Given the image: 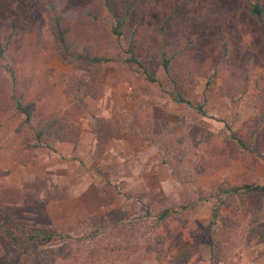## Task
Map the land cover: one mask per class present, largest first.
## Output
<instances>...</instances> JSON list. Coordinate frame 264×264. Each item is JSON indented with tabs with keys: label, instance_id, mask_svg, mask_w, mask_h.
<instances>
[{
	"label": "rangeland",
	"instance_id": "rangeland-1",
	"mask_svg": "<svg viewBox=\"0 0 264 264\" xmlns=\"http://www.w3.org/2000/svg\"><path fill=\"white\" fill-rule=\"evenodd\" d=\"M109 1L123 18L118 35L103 0H0V40L8 38L0 56V221L19 234L70 236L34 244L21 262L0 237V264H165V244L153 242L163 207L169 230L193 248L186 264H264V194H226L208 224L217 186L264 184V46L246 1L139 0L128 12L130 0ZM53 12L77 42L113 57L97 77L60 59L47 23ZM173 81L205 116L171 100ZM11 94L33 100L39 121L66 118L74 137L84 128L79 143L24 147L28 133ZM224 125L259 153L242 152Z\"/></svg>",
	"mask_w": 264,
	"mask_h": 264
},
{
	"label": "trees",
	"instance_id": "trees-1",
	"mask_svg": "<svg viewBox=\"0 0 264 264\" xmlns=\"http://www.w3.org/2000/svg\"><path fill=\"white\" fill-rule=\"evenodd\" d=\"M139 0H130L127 6V12L131 7L138 3ZM246 1V11L248 15L255 21L257 26L260 42L264 46V0H245ZM103 4L109 15H113L114 24L110 26L113 33L118 35L120 33L119 27L123 24L122 20H119L114 14V9L109 0H103ZM47 23L50 28V32L53 35L56 49L60 59L71 65L72 67H81L87 69L90 72V79L97 77L103 69L105 63L110 61L113 57L104 53H100L96 47L90 42H77L72 26L66 20L65 16L60 13H51L47 17ZM8 44V38L4 41L0 40V56L4 53L6 45ZM128 53H130L128 51ZM161 58L160 63L166 74H169V57L163 55L160 51ZM132 58V55H130ZM134 60V59H132ZM149 80L153 81V78L147 73L145 74ZM92 80V79H91ZM78 82H83L79 80ZM78 82H76L78 84ZM92 82V81H91ZM75 86V89L79 85ZM176 83L173 81V86L168 92L171 100L178 105H184L193 108L197 114L200 116H205L202 103H197L192 105V103L184 98L181 93L176 88ZM78 98V97H77ZM8 102L12 110V114L15 118L19 117V126H25L28 137L22 140L24 147H44L50 150L54 149V144L60 141H70L74 137V127L67 122L65 118H58L56 116H50L43 121H39L34 117L35 103L33 100H23L21 94L9 95ZM75 110L84 111V104L78 98L73 103ZM73 114V113H72ZM259 121H264V110L259 114ZM226 136L232 140L235 145L241 149L242 152H247L251 155L252 152L259 153V148L256 147V142L242 140V138L232 132L227 125ZM19 128V127H18ZM17 128V129H18ZM255 131V130H254ZM246 154V153H244ZM200 173V171H198ZM256 195L260 196L264 194V184L257 183L254 181H242L237 184L228 185L227 187L217 186L216 190L209 196L215 198L214 204L210 207V218L209 225L214 223L217 217L220 205H224L223 198L225 195ZM206 195L196 197L189 205L195 206L196 202H202L206 200ZM184 207V206H181ZM171 210L167 207L160 209L153 217L154 224H161L163 228V233L155 235L153 237V242L157 245H164L169 252V257L165 264H186L193 255V248L188 244L183 242L179 237L175 236L167 227L165 220L170 217ZM150 216L148 211L145 209L144 217L142 219H147ZM256 222V218L252 219ZM225 225V223H223ZM260 238H263L262 233H260ZM0 237L4 240L10 242L12 246L15 247L16 251L19 253L18 260L21 262L33 257L32 246L36 243L50 242L56 239H61L62 241L70 240V236L67 234L49 232L39 228H28L23 234L15 233L13 229L4 228L3 223L0 221ZM147 248L149 251H156L152 247L151 243H147ZM208 250L209 254L212 253V240H208Z\"/></svg>",
	"mask_w": 264,
	"mask_h": 264
},
{
	"label": "crops",
	"instance_id": "crops-1",
	"mask_svg": "<svg viewBox=\"0 0 264 264\" xmlns=\"http://www.w3.org/2000/svg\"><path fill=\"white\" fill-rule=\"evenodd\" d=\"M84 128H82V127H80V129H78V132H77V134L75 135V141L77 142V143H79V141L81 140V137L84 135ZM122 134H120V137L118 136L117 138H122ZM90 139V138H89Z\"/></svg>",
	"mask_w": 264,
	"mask_h": 264
}]
</instances>
